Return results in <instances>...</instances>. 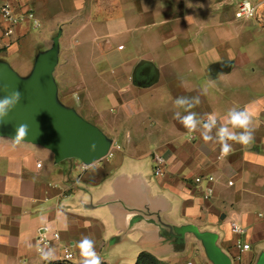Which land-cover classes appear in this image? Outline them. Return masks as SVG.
Returning a JSON list of instances; mask_svg holds the SVG:
<instances>
[{
	"label": "crops",
	"instance_id": "obj_1",
	"mask_svg": "<svg viewBox=\"0 0 264 264\" xmlns=\"http://www.w3.org/2000/svg\"><path fill=\"white\" fill-rule=\"evenodd\" d=\"M0 1L38 21L11 25L0 14V64L28 82L55 48L57 107L120 146L92 160L93 171L40 144L13 147L0 137V264H48L36 251L40 232L57 262L69 246L71 264H80L74 243L89 236L103 264H136L141 252L156 264H213L193 234L177 241L172 228L186 224L216 232L233 264H255L264 252V24L235 17L241 0ZM144 61L158 71L151 85L133 77ZM196 95L192 110L220 124L228 109L247 107L252 142H230L220 159L218 143L187 134L172 102ZM155 154L165 158L162 175L153 172Z\"/></svg>",
	"mask_w": 264,
	"mask_h": 264
},
{
	"label": "water",
	"instance_id": "obj_2",
	"mask_svg": "<svg viewBox=\"0 0 264 264\" xmlns=\"http://www.w3.org/2000/svg\"><path fill=\"white\" fill-rule=\"evenodd\" d=\"M55 48L44 57L35 69L28 82H22L6 67L0 64V97L12 90H19L22 100L10 113L9 123L0 126V137L12 138L19 124L29 126V134L24 142H32L49 148L55 153L58 161L77 158L89 163L102 159L110 148L102 132L94 125L80 119L75 114L57 107L54 100V67ZM144 61L134 70V80L143 78L151 85L158 78L157 69L151 68ZM96 145L94 152L90 146ZM178 242H182L187 233L193 234L201 241L209 260L213 264H233L232 257L218 244L219 235L213 231H201L192 224L172 228ZM255 264H264L262 252Z\"/></svg>",
	"mask_w": 264,
	"mask_h": 264
},
{
	"label": "clouds",
	"instance_id": "obj_3",
	"mask_svg": "<svg viewBox=\"0 0 264 264\" xmlns=\"http://www.w3.org/2000/svg\"><path fill=\"white\" fill-rule=\"evenodd\" d=\"M207 87L202 89V93H207ZM22 100L21 92L17 90L10 91L7 95L0 97V126L9 123L10 113L20 104ZM175 109L173 118L177 120L186 130L187 134L192 135L199 132L205 143L214 142L220 145V159H225L233 151L232 143H238L244 146L249 145L254 139V120L252 113L245 108L232 107L228 109L225 116V122L219 123L216 115L208 114L207 118L198 116L193 111L201 103L199 95L196 96H178L173 100ZM29 134L27 124H19L15 128L14 137L10 138L12 146L16 147L25 141ZM96 145L90 146V151L94 152ZM94 161L85 165V169L95 170ZM80 256V264H103L101 255L97 252L95 241L89 236L82 237L74 243ZM36 251L42 261L51 264L57 259L56 250L51 246H36Z\"/></svg>",
	"mask_w": 264,
	"mask_h": 264
},
{
	"label": "built area",
	"instance_id": "obj_4",
	"mask_svg": "<svg viewBox=\"0 0 264 264\" xmlns=\"http://www.w3.org/2000/svg\"><path fill=\"white\" fill-rule=\"evenodd\" d=\"M0 14L11 25H16L27 18H33L35 23L38 22L37 19H35L34 12L32 10H29L26 14H16L14 12L13 6L9 2L0 1ZM235 17L238 19H255L264 24V8L261 9L258 4L252 2L251 0H241L240 2H238L235 8ZM10 33H11V29H8L4 32V35H9ZM119 147H120L119 145H114L113 147H110L108 152L102 159L104 158L108 159L112 157L114 154V149ZM153 160H154V167H153L154 174L162 175L164 173V164H165L164 156L155 154ZM38 165H41V163H39ZM208 180H213V177L209 176ZM206 191L208 195H211L212 188L208 187ZM232 230L235 232L243 231V229L237 224L232 225ZM53 236L56 240H59L61 237L59 232H54ZM37 243H38L37 245L40 246H51L52 240L46 232H40L37 235ZM238 246L241 247L243 250H248L251 248V245L249 243L242 244V242H238ZM73 257H74V253L69 248V246H64L61 262L63 264H70Z\"/></svg>",
	"mask_w": 264,
	"mask_h": 264
},
{
	"label": "trees",
	"instance_id": "obj_5",
	"mask_svg": "<svg viewBox=\"0 0 264 264\" xmlns=\"http://www.w3.org/2000/svg\"><path fill=\"white\" fill-rule=\"evenodd\" d=\"M155 259L156 258L151 253L141 252L137 258L136 264H156ZM51 264H63V263L59 261L58 262L55 261V262H51Z\"/></svg>",
	"mask_w": 264,
	"mask_h": 264
},
{
	"label": "rangeland",
	"instance_id": "obj_6",
	"mask_svg": "<svg viewBox=\"0 0 264 264\" xmlns=\"http://www.w3.org/2000/svg\"><path fill=\"white\" fill-rule=\"evenodd\" d=\"M252 23V22H251ZM104 159H106V158H104ZM107 160V159H106Z\"/></svg>",
	"mask_w": 264,
	"mask_h": 264
}]
</instances>
